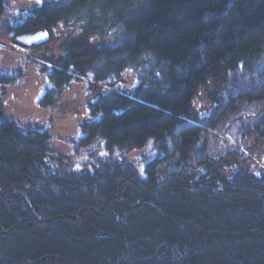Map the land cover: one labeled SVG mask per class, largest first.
Listing matches in <instances>:
<instances>
[{"label":"trees","instance_id":"16d2710c","mask_svg":"<svg viewBox=\"0 0 264 264\" xmlns=\"http://www.w3.org/2000/svg\"><path fill=\"white\" fill-rule=\"evenodd\" d=\"M6 4L0 39L45 28L51 42L57 23L80 25L49 59L43 98L84 76L106 83L83 139L121 153L152 140L155 156L143 176L118 158L66 165L0 102V264H264V167L230 155L250 137L264 149V0H41L12 15ZM22 74L0 64V84ZM209 87L200 118L193 100Z\"/></svg>","mask_w":264,"mask_h":264},{"label":"rangeland","instance_id":"374dc122","mask_svg":"<svg viewBox=\"0 0 264 264\" xmlns=\"http://www.w3.org/2000/svg\"><path fill=\"white\" fill-rule=\"evenodd\" d=\"M35 4L36 0H7L4 13H25ZM80 30V25L73 20L57 23L52 27L53 41L33 49L18 46L10 39H0L1 49H4L0 54L1 66L8 72L20 67L23 72L22 76H17L11 83L0 84V102L4 106V117L16 121L23 131L48 133L49 144L58 153L67 155V165L77 166L76 161L83 165L96 158H118L132 162L143 176L144 165L155 156L152 140H148L139 149L121 153L117 150L108 151L104 142L98 139H83L80 125L97 119L96 116L90 115L89 104L107 88L106 83L93 84L90 83V76H84L72 81L61 95L55 91L53 101L43 98L48 90L52 93L54 91L47 74L53 66L49 59L54 60L55 64V61L64 56L68 47L79 40L77 38L80 37ZM121 77L123 84L127 86L137 82L134 74L129 71L123 72ZM120 84L114 81L112 85ZM212 88H208L207 94L199 93L193 100V107L200 118L207 116L215 104L214 98L209 94ZM223 135L224 133L221 134ZM223 139L230 142L227 135ZM262 143L263 140L255 141L253 137L239 139L233 142V147H236L238 152H232L230 155L235 159L240 155L246 159L251 169L259 171L264 167V149L257 150Z\"/></svg>","mask_w":264,"mask_h":264},{"label":"water","instance_id":"95a60500","mask_svg":"<svg viewBox=\"0 0 264 264\" xmlns=\"http://www.w3.org/2000/svg\"><path fill=\"white\" fill-rule=\"evenodd\" d=\"M50 40L49 32L45 28L37 29L30 33L20 34L14 38V42L26 48L44 44Z\"/></svg>","mask_w":264,"mask_h":264},{"label":"snow or ice","instance_id":"6c2138e0","mask_svg":"<svg viewBox=\"0 0 264 264\" xmlns=\"http://www.w3.org/2000/svg\"><path fill=\"white\" fill-rule=\"evenodd\" d=\"M36 3H37V4L41 3V0H36Z\"/></svg>","mask_w":264,"mask_h":264},{"label":"flooded vegetation","instance_id":"af4514ba","mask_svg":"<svg viewBox=\"0 0 264 264\" xmlns=\"http://www.w3.org/2000/svg\"><path fill=\"white\" fill-rule=\"evenodd\" d=\"M45 45H46V44H44V45H40V46H42V47H43V46H45Z\"/></svg>","mask_w":264,"mask_h":264}]
</instances>
